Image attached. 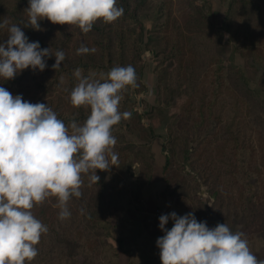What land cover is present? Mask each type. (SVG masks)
I'll return each mask as SVG.
<instances>
[{"label":"trees","instance_id":"obj_1","mask_svg":"<svg viewBox=\"0 0 264 264\" xmlns=\"http://www.w3.org/2000/svg\"><path fill=\"white\" fill-rule=\"evenodd\" d=\"M200 1L205 0H176L178 13H175L171 9L172 0H117V5L124 9L120 18L112 23L98 20L88 33H82L77 26L53 24L47 18L38 21L43 31L34 30L31 26L24 27L23 24L28 20L25 12L28 0H0V22L7 18L10 24H20L18 26L29 42L38 41L41 49L49 48L53 53L62 50L65 53L60 68L55 70L51 67L55 63L54 55L44 57L46 67L43 71L31 68L21 70L12 79L0 78V87L14 96L21 95L23 100L30 103L47 104L66 126L72 120L83 124L90 114V108L73 107L69 100L70 91L78 83L73 75L74 70L79 67L82 75L91 76L95 73L97 76L94 78H98L100 72L106 73L113 67L132 65L137 79L135 63L142 50L147 49L158 56L160 61L165 58L174 61L173 67L165 69L159 78L163 82L162 91L166 93L171 86H182L185 89L182 112L174 125L175 132L182 134L177 136L178 139L189 136L197 140L198 147L205 145L214 136V132L209 131L212 127L209 119L212 114L208 103L211 104L212 100L207 98V102L205 101L207 90L203 85L208 74L215 87L223 82L227 87L235 85L246 98L244 101L247 107L264 109V0H217L223 5L219 25L211 19V11L204 9L206 2L211 9L212 0H206L202 4ZM147 13H150L153 23L150 29L147 26L150 23ZM7 39L6 29H0V44H4ZM217 42L222 46L225 43L232 44L234 51L260 66L261 82L257 89L248 86L237 66H226L223 63L214 49ZM82 43L96 51L77 55L76 50ZM61 76L64 77L63 83L60 82ZM133 92L135 87L129 86L122 91L123 98L120 101V111L130 112L131 118L122 119L112 128L117 141L113 151L118 154V165L111 166L107 171L97 169L96 174L100 177L97 184L90 182V173L81 175L82 194L79 198L73 196L69 199L67 207L71 215L65 220L58 218L60 209L56 206L55 197L33 207V215L47 226L48 231L41 235L40 242L36 245L38 255L26 264H119L120 255H125L128 263L159 256L160 249L157 246L135 253L132 250L135 243H126L122 237L108 240L106 232L98 231L104 228L114 204L124 203L129 187L138 181L132 169L130 154L134 143L126 140L124 132L134 130L131 126L132 119L143 130L150 128V125H144L141 121L143 113L130 106ZM197 94L199 97L196 101L199 105L193 114ZM192 116L194 117L191 118ZM189 120L191 124L187 126ZM230 139L232 142H229L227 149L231 150V154L233 151L235 159L233 162L228 155L226 172L231 175V179L235 177L240 181L237 201L222 191L219 173L208 164L194 165L193 174H185L195 186L200 182L208 183L209 193L215 198L217 208L225 205L230 212H260L264 200L254 202L246 193L249 186L247 179L252 178L260 188L256 194H264V155L259 162L248 165L247 158L254 149H245L235 136ZM180 144L185 148L183 158L187 160L191 155L187 142ZM197 146H192V151L197 150ZM143 154L141 149H137L134 155L135 158L146 161ZM170 164L169 157H166L162 168L165 182L168 180L165 173L170 169ZM222 220L223 223L227 222L225 218ZM247 221L249 223L250 218Z\"/></svg>","mask_w":264,"mask_h":264},{"label":"clouds","instance_id":"obj_2","mask_svg":"<svg viewBox=\"0 0 264 264\" xmlns=\"http://www.w3.org/2000/svg\"><path fill=\"white\" fill-rule=\"evenodd\" d=\"M123 11L117 0H28L23 26L43 31L38 21L47 18L88 33L96 21L112 23ZM18 25L7 18L0 22L8 34L0 44V78L12 79L28 68L43 71L44 57L52 55L51 67L60 68L65 53L29 42ZM95 51L82 43L76 54ZM73 75L78 83L69 93L71 105L90 108L83 124L72 120L66 126L47 104L30 103L0 87V264H26L38 255L36 245L48 229L33 215L35 205L55 197L58 218L65 220L71 215L69 199L82 194L81 175L90 173V182L97 184V169L107 171L119 163L112 128L131 118L130 112L120 111V101L122 91L137 86L134 67L116 66L98 78L95 73L82 75L78 67ZM158 219L164 232L156 240L161 264H264L251 252L244 233L233 232L225 223L209 228L192 212L182 216L171 212ZM169 219L174 224L166 229Z\"/></svg>","mask_w":264,"mask_h":264},{"label":"rangeland","instance_id":"obj_3","mask_svg":"<svg viewBox=\"0 0 264 264\" xmlns=\"http://www.w3.org/2000/svg\"><path fill=\"white\" fill-rule=\"evenodd\" d=\"M205 1L200 2L202 4ZM176 7V0H172L171 9L178 13ZM204 9L211 11L212 18H210L216 25H219L223 5H220L217 0H212L211 9L207 2L204 3ZM147 14L150 16V13ZM147 26L149 29L153 26L151 16ZM262 47L264 52V43ZM214 49L226 66L233 65L240 69L250 88H258L262 74V69L258 64L251 63L238 51H234L232 44L225 43L222 46L217 42ZM141 53L135 63L138 70L137 86L132 94L130 106L143 113L141 121L144 125L149 124L150 128L146 127L143 130L132 119L131 126L134 130L124 132L126 140L134 143V147L130 148V154L133 160L132 169L137 175L138 181L129 187V193L124 203L114 204L103 225L104 228L98 231L106 232L108 240L122 237L126 243H135L132 247L135 253L145 251L148 247L157 246L156 240L159 237V232L154 218L160 212H164V205L177 203L185 212H192L197 221L198 216L202 218L204 212H213L221 218L222 222V219L225 218L226 223L237 227V232L244 233L243 238L247 239L253 254L259 250L264 252V204L260 212L252 213L249 211L230 212L225 205L220 206L219 209L215 198L209 193L208 183L200 182L198 186H195L185 174V172L193 174L194 165L208 164L210 168H214L219 173L218 179L222 191L237 201L239 188H241L240 181L235 177L231 179V175L226 172L228 155L231 160L233 159V162L235 159L233 151L231 154V150L227 149L229 142H232V139L229 140V138L235 136L245 149H250V147L254 149V152L249 153L247 158L248 165L259 162L264 155V109L247 107L244 101L246 98L240 94L237 86L230 84V87H227L223 82L215 87L210 80V74H208L203 85L207 90L205 101L207 102V98L209 101L212 100L211 104L208 103L212 114L209 118L212 123L209 131L214 132V136L211 137L209 143L199 147L196 145L197 140L191 139L189 136L179 140L177 136L182 134L175 132L174 125L182 112V104L186 98L185 89L182 86H171L164 93L162 91L163 82L159 79L165 69L173 67L174 61L170 58L160 61L158 56H154L147 49H143ZM210 71H212L211 68ZM198 97L199 94L194 99L193 114L199 105ZM190 124L191 120L187 121V126ZM181 142H187V148L191 152L187 160L183 158L185 148L180 144ZM192 146H197V150L192 151ZM137 149H141L146 161H142V158H135L134 154ZM166 157H169L171 164L170 169L165 173L168 178L165 182L162 178V168ZM253 162L254 164H252ZM247 180L249 186L246 196H251L250 200L254 202H262L264 194H256L260 189L257 183L252 178ZM116 182L117 180L114 181V183ZM158 196L161 197L160 202H155V197ZM248 218L251 220L249 223Z\"/></svg>","mask_w":264,"mask_h":264},{"label":"crops","instance_id":"obj_4","mask_svg":"<svg viewBox=\"0 0 264 264\" xmlns=\"http://www.w3.org/2000/svg\"><path fill=\"white\" fill-rule=\"evenodd\" d=\"M159 196L155 197V202H158V201L160 202L161 197H159ZM163 207H164L163 208L164 212H160L159 214L156 215V217H155L156 219L154 218L155 222L157 223V230L159 232V237L164 235V232L161 231L160 228L158 227V225H159V219L158 218H159L160 215L168 214V213H171V212H175L177 214V216H182V215H185V214L188 213V212H185V210L182 207H180L177 203H172V204H170L168 206L164 205ZM196 215L198 216V214H196ZM202 215H203L202 218H200L198 216V218H199L198 222L199 221H205L206 225L209 228H214L218 223H223L221 221V218L218 217L213 212H204ZM173 224H174V221L169 219L168 223L165 225V228L166 229H171ZM225 224L230 228V230H232L233 232H237V227L235 225H232L230 223H225ZM154 244H155V241H154ZM254 254H255V256L257 257L258 260H264V252L263 251L259 250L258 252L254 253ZM119 264H161V260H160V256H157V257H148V258H146L143 261H137V262H133V263H128L126 256L125 255H120Z\"/></svg>","mask_w":264,"mask_h":264}]
</instances>
